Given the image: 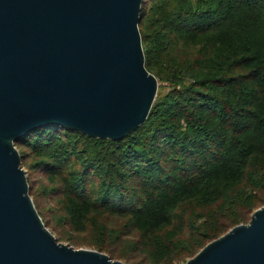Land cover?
Returning <instances> with one entry per match:
<instances>
[{
    "label": "trees",
    "instance_id": "trees-1",
    "mask_svg": "<svg viewBox=\"0 0 264 264\" xmlns=\"http://www.w3.org/2000/svg\"><path fill=\"white\" fill-rule=\"evenodd\" d=\"M139 16L164 85L146 122L118 141L49 125L15 146L59 241L185 264L264 206V0H144Z\"/></svg>",
    "mask_w": 264,
    "mask_h": 264
},
{
    "label": "water",
    "instance_id": "water-1",
    "mask_svg": "<svg viewBox=\"0 0 264 264\" xmlns=\"http://www.w3.org/2000/svg\"><path fill=\"white\" fill-rule=\"evenodd\" d=\"M144 0H0V264H126L65 245L34 206L15 143L49 125L118 141L158 91L138 30ZM185 264H264V206Z\"/></svg>",
    "mask_w": 264,
    "mask_h": 264
},
{
    "label": "rangeland",
    "instance_id": "rangeland-1",
    "mask_svg": "<svg viewBox=\"0 0 264 264\" xmlns=\"http://www.w3.org/2000/svg\"><path fill=\"white\" fill-rule=\"evenodd\" d=\"M159 84V90L160 89H163L162 88V86H164L163 84H161V83H158ZM42 205V204H41ZM49 231H50V229H48ZM51 232V231H50ZM54 235V234H53ZM55 236V235H54ZM56 237V236H55ZM59 241V240H58ZM61 243H63V244H65V245H69V244H67V243H65V242H62V241H60ZM71 246H73V245H71ZM74 247V246H73ZM75 248V247H74ZM75 249H91V248H89V247H86V248H75ZM94 250V249H93Z\"/></svg>",
    "mask_w": 264,
    "mask_h": 264
}]
</instances>
